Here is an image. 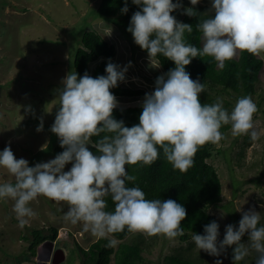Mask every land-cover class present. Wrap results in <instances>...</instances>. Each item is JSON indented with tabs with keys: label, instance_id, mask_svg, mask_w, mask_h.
<instances>
[{
	"label": "clouds",
	"instance_id": "obj_1",
	"mask_svg": "<svg viewBox=\"0 0 264 264\" xmlns=\"http://www.w3.org/2000/svg\"><path fill=\"white\" fill-rule=\"evenodd\" d=\"M199 2L190 0L193 7L183 8L181 0H132L141 9L133 13L127 29L134 42L148 52L152 67L160 66L155 62L158 54L175 64L156 78L155 90L145 94L138 124L128 127L114 118L119 102L110 91L125 80L131 61L123 68L109 62L107 75L93 78L87 72L83 76L69 72L63 78L50 130L64 150L54 159L29 166L27 159L15 157L10 145L0 151V168L14 178V182L0 183V200L14 201L20 228L38 215L30 202L44 196L65 203L64 221L82 223L93 237L108 239L109 248L118 244L110 237L125 229L169 240L184 235L181 222L187 217L185 207L173 199H146L138 186L127 187L136 177L126 166H150L162 150L174 170L186 173L194 166L200 147L218 144L224 138L222 126L231 124L233 136L248 135L252 141L261 135L254 121L259 109L250 95L239 97L231 112L224 108L221 98L213 104L201 103L200 94L207 91L206 85L193 80L186 66L193 58L210 56L223 70L226 61L245 51L264 60V0H212L214 16L196 25L202 33L198 48L185 39V33L193 32L192 24L178 21L172 13L183 9L182 14L197 17L195 6ZM121 12H128L127 0ZM36 130H43L42 119ZM94 136L99 139L92 142ZM88 145L96 149L95 154ZM69 163L71 168L65 171ZM108 196L115 205L111 212L105 210ZM260 220L255 209L242 211L238 227L226 225L222 240H218L219 224L215 220L204 226L205 234L195 233L192 240L199 250L216 257L232 247L233 264L253 251L257 254L255 264H264V226H258ZM246 234L248 241L244 243ZM58 248L54 245L53 251ZM38 255L39 251V262ZM215 264L223 262L217 259Z\"/></svg>",
	"mask_w": 264,
	"mask_h": 264
},
{
	"label": "rangeland",
	"instance_id": "obj_2",
	"mask_svg": "<svg viewBox=\"0 0 264 264\" xmlns=\"http://www.w3.org/2000/svg\"><path fill=\"white\" fill-rule=\"evenodd\" d=\"M100 1L0 0V151L10 145L17 159H26L24 154L28 155L29 166L55 158L54 155H46L48 158L44 161L47 152L44 151L50 148L46 143L49 140L54 144L59 141L50 130L59 107L57 90L63 87V78L73 72L72 55L80 46L79 41L86 29L97 30L115 44V64L123 68L131 61L125 80L121 83L142 86L147 88L148 93L155 90V80L164 74V69L157 59L155 62L160 66L152 67L146 52L140 49L135 53L132 51L117 23L118 16L104 18L97 15L96 8ZM181 3L183 8L191 5L190 0H182ZM182 12L183 9L174 13L180 22L184 16ZM28 53L29 56L25 57ZM261 78L253 96L259 109L254 115L257 129L261 132L259 140L252 141L248 135L233 136L229 129L223 133L225 139L215 144L217 150L208 159L217 167L223 185L222 200L209 208L218 217L221 226L219 240L224 237L226 225L238 227L242 211L255 209L261 216L260 226H264V68ZM144 97L116 98L118 106L124 107L142 105ZM233 101L236 103L237 99ZM41 119L43 130L38 132L36 129ZM218 148L230 151V162L224 153L217 152ZM70 168L69 163L65 171ZM11 178L6 169L0 168V183L8 182ZM5 201L6 206L0 202V226L6 224L12 232L18 233L22 228L13 211L14 201ZM29 206L38 214L29 224L59 227L53 242L64 249L66 258L58 264H83L76 243L88 248L97 238L85 231L82 223L72 225L64 221L68 206L44 196H39ZM240 208L241 211H237ZM221 213L224 214L223 218ZM50 234L52 232L49 230H42V235ZM135 235L139 233L131 234L126 241L141 240L145 264H162L166 256L172 253L203 264H215L217 259L222 260L223 264H233V248H227L226 253L216 257L199 250L192 237L183 240L179 236L169 240L162 235ZM242 241L247 243V234ZM33 258L37 259V256ZM256 258L257 254L253 251L243 263L240 261L238 264H255ZM0 261L7 264L12 260L0 250ZM25 263L34 264V261L26 260Z\"/></svg>",
	"mask_w": 264,
	"mask_h": 264
},
{
	"label": "trees",
	"instance_id": "obj_3",
	"mask_svg": "<svg viewBox=\"0 0 264 264\" xmlns=\"http://www.w3.org/2000/svg\"><path fill=\"white\" fill-rule=\"evenodd\" d=\"M173 2L176 3L177 0H173ZM211 3L212 0H200L195 6L197 17H189L184 14L181 21L192 24L193 32L191 34L185 33V39L187 43L193 44L198 48L202 46V33L197 30L196 25L203 19L209 18L210 15L214 16V12L210 11ZM124 5L125 0H101L96 8V13L98 16L104 18L118 16L117 23L125 34L132 51L135 53L137 49H142L134 42L132 34L127 29L133 13L141 9L140 6L133 4L132 0H127L128 12L122 13L121 8ZM189 7L193 6L190 5ZM174 13L175 11L172 15ZM81 38L79 41L80 46H78L72 55L73 72L78 73L79 76H83L87 72L93 78L100 75H107L105 71L107 63L112 62L115 64L114 59L117 55L115 44L110 42L100 32L93 29H86ZM142 51L148 54L146 50ZM28 56L29 53L25 57ZM155 59L158 60L164 69V74L175 67L173 61L162 55L158 54ZM262 68H264V60L245 51L241 52L236 59L226 61L223 70L217 67V63L213 57L205 56L203 58H193L192 62L186 66V71L190 73L193 80L199 79L201 83L206 85L207 91L200 94L201 103L213 104L217 98H221L224 108L231 112L235 105L233 100L248 95L253 98L257 92L258 83L262 79ZM110 91L116 97H142L148 93L147 88L139 85H127L121 82H118V86L110 89ZM141 113L142 105L118 106L114 109L113 116L117 120H123L125 126L131 127L139 123ZM229 129H231V124L222 126L220 131L226 133ZM98 139L99 137L94 136L92 137V142ZM46 144L50 148L44 151H47L45 156H56L64 150L60 146L59 141L54 144V141L49 140ZM88 147L94 154L96 153L94 147L91 145H88ZM214 150L217 149L215 148V144L212 143H206L200 147L194 157V166L186 173L174 170L172 164L164 157L162 150H160V156L157 161L150 166L142 164L126 166L128 173L136 177L135 182H127V187L138 186L144 191L146 199H161L162 201L173 199L185 207L187 217L181 222L184 235L180 236L183 240L190 239L195 233L205 234L204 226L213 220L219 224L220 235L218 240L222 235L218 217L209 210L212 204L219 203L222 200L223 193L222 180L218 169L213 163L208 161L213 155ZM217 152L224 153L227 160L229 162L231 161L229 157L230 151L227 149L223 150V148H218ZM24 157L29 161L27 154H24ZM47 158L46 156L44 161ZM231 168L233 169L232 166ZM8 181H13V178ZM238 187H240L239 183ZM105 199L108 205L105 210L110 212L114 211L115 205L111 197L108 196ZM0 202L5 206L7 205L5 200H0ZM258 226H260V223ZM42 230H49L52 234L42 235ZM58 230L59 227L56 225H51L47 228L41 224H29L21 229L20 232L15 233L6 224L1 225L0 250L4 252L5 257L11 259V262H14L13 264H28L25 263L26 260L28 262L34 261V264H38L37 259L33 258L38 254V246L47 239L55 240ZM131 234L133 235L127 229L123 232L113 234V237L110 238H115L118 244L112 248L106 246L108 239H97L88 248L77 242L76 244L82 263L112 264L114 262V264H145L146 257L141 240L126 241ZM139 235L142 237L140 233ZM139 235H135V237ZM162 264L203 263L172 253L166 256Z\"/></svg>",
	"mask_w": 264,
	"mask_h": 264
},
{
	"label": "water",
	"instance_id": "obj_4",
	"mask_svg": "<svg viewBox=\"0 0 264 264\" xmlns=\"http://www.w3.org/2000/svg\"><path fill=\"white\" fill-rule=\"evenodd\" d=\"M54 242L47 240L39 246V262L38 264H49L52 263L58 264L65 260L66 254L64 249L58 248L55 252Z\"/></svg>",
	"mask_w": 264,
	"mask_h": 264
},
{
	"label": "bare ground",
	"instance_id": "obj_5",
	"mask_svg": "<svg viewBox=\"0 0 264 264\" xmlns=\"http://www.w3.org/2000/svg\"><path fill=\"white\" fill-rule=\"evenodd\" d=\"M138 103H140V102H138Z\"/></svg>",
	"mask_w": 264,
	"mask_h": 264
},
{
	"label": "flooded vegetation",
	"instance_id": "obj_6",
	"mask_svg": "<svg viewBox=\"0 0 264 264\" xmlns=\"http://www.w3.org/2000/svg\"><path fill=\"white\" fill-rule=\"evenodd\" d=\"M56 248V247H55Z\"/></svg>",
	"mask_w": 264,
	"mask_h": 264
}]
</instances>
